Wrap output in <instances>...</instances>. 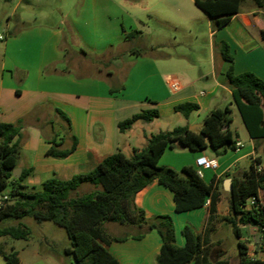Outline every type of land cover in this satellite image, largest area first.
Segmentation results:
<instances>
[{
	"label": "crops",
	"instance_id": "1",
	"mask_svg": "<svg viewBox=\"0 0 264 264\" xmlns=\"http://www.w3.org/2000/svg\"><path fill=\"white\" fill-rule=\"evenodd\" d=\"M32 1L16 0L15 7L17 10L23 5L29 7ZM188 4L178 0L168 3L167 7L175 8L179 19H182L186 10L183 8ZM62 8L65 9H61L63 15L56 28L33 26L19 31L10 30L5 40L0 73V123L17 124L21 121L23 124L20 173L16 175L27 172L23 185L34 189L52 178L66 181L75 175L91 172L102 158L117 151L131 157L133 149L146 148L148 139L154 134L170 132L176 127L199 129L213 111L228 108L232 134L234 117L240 120L245 130L244 140L238 133L236 138L233 136L236 144L243 145L242 148L217 157L211 149L192 152L176 147L167 150L159 160L160 166L180 172L186 166L196 169V161L202 156L216 159L219 169L203 170L202 178L206 185L213 183L215 211L212 212L210 204H205L199 209L176 212L174 194L158 181L140 191L135 203L147 218L171 216L178 247L185 246L182 230L189 225L200 237L203 249L208 250L211 262L240 264L239 254L230 256L224 236L234 230L230 222L231 192L226 190V180L244 179L257 159H261L264 168V138L253 139L247 131L227 78L231 64L222 59L221 46L222 43L229 46L235 75L253 73L264 80V9L258 7L254 0H245L240 12L219 30L207 16L208 63L188 60L185 65L175 67L177 70L172 75L168 72L167 63H163L167 60H142L139 51H126L122 47L128 44L132 33L142 34L129 14L135 8L134 2L73 0ZM141 8H144L143 4ZM22 12V22L26 23L31 14L24 7ZM165 22L186 27L185 23L178 21ZM164 58L169 59L167 62L172 61L171 54H165ZM91 70L100 76L89 74ZM123 73H127L125 79H122ZM168 79L178 82L180 89L173 92ZM186 103L197 105L199 110L188 119L183 117L184 120L178 119L169 126L174 118H178L175 107ZM150 109H157L160 117L150 123L137 122L126 132L119 130V123ZM57 110L68 116L70 127L60 119ZM162 119L166 121H160ZM44 128L42 135L39 129ZM59 134L65 138L64 148L72 146L73 137L77 142L74 152L62 160L46 154L53 141H58ZM98 190L101 188L83 185L73 196H84ZM259 197H264V191ZM238 228L239 242L250 249L251 256L264 259L259 256L260 248L255 241L257 236L260 237L258 230L243 225ZM101 231L105 236L97 231L93 235L120 264H155L162 247L156 230L148 232L141 240L131 238L135 235L133 228L114 223L103 224ZM243 232L251 240L249 245L243 238ZM115 237L128 238L117 242L112 240Z\"/></svg>",
	"mask_w": 264,
	"mask_h": 264
},
{
	"label": "trees",
	"instance_id": "2",
	"mask_svg": "<svg viewBox=\"0 0 264 264\" xmlns=\"http://www.w3.org/2000/svg\"><path fill=\"white\" fill-rule=\"evenodd\" d=\"M244 1L194 0V3L214 21L215 28L219 30L240 12ZM254 1L258 7L264 9V0ZM139 34L132 33L130 39ZM262 40L264 43V32ZM221 55L225 62L231 64L227 78L250 137L264 138V80L253 73L235 75L234 58L229 53L227 43H222ZM198 110L197 105L190 103L175 107V112L186 119ZM57 114L70 127L68 116L59 110ZM159 117L157 109L143 110L119 123L118 128L121 132H126L137 122L150 123ZM231 123V111L228 108L215 110L195 131L188 127H176L170 132L154 134L148 139L147 147L142 150L133 149L131 157L117 151L102 158L91 172L75 175L66 181L57 178L45 181L40 192L24 191L22 182L27 172L23 171L18 179L13 177V172L19 168L22 122L0 123V190L11 185L9 198L0 205V223L8 219L19 221L24 218L53 222L66 231L70 241L66 253L74 257L75 264H120L93 235L94 231L104 235L101 226L106 223L133 228L135 235L131 238L135 240H141L148 232L156 230L160 235L162 247L155 258V264H230L228 261L211 262L208 250L203 249L200 237L189 225L182 230L185 246L178 247L171 216L147 218L145 212L136 205L135 197L152 182L158 181L174 194L176 212L202 208L208 199L211 200L210 209L212 212L215 211L212 202L213 183L206 185L198 176L196 169L191 166L176 172L160 166L159 160L167 150L176 147L192 152L211 149L217 157L236 150V142L229 129ZM64 142L63 137L53 141L46 153L47 156L60 160L67 158L74 152L77 142L73 137L70 148H64ZM255 162L261 164V159ZM86 184L100 187L101 190L74 197L73 194ZM262 191L264 173H258L254 163L244 179L233 180L230 222L237 238L241 236L239 225L255 227L259 232L263 230L264 197H259ZM252 197L259 199L260 206L258 209L248 211L246 205ZM29 236L28 227L22 223L0 227V238L27 240ZM127 238L115 237L112 240L122 242ZM238 247L240 264H264V259L249 258L248 248L244 243L239 242ZM0 254L3 255L5 264H20L17 252L7 254L0 250Z\"/></svg>",
	"mask_w": 264,
	"mask_h": 264
},
{
	"label": "rangeland",
	"instance_id": "3",
	"mask_svg": "<svg viewBox=\"0 0 264 264\" xmlns=\"http://www.w3.org/2000/svg\"><path fill=\"white\" fill-rule=\"evenodd\" d=\"M179 1H187L189 3L187 8H183L186 10L182 16L183 18L181 17L182 19H179L180 16L177 15L175 8L169 9L167 7L168 3H175L178 0H132L135 3V8L129 14L135 19L136 28L141 30L142 34L133 36L128 44L122 45L126 51L131 49L139 51L142 60L149 61L152 58L158 61H169V59L164 57L165 54H171L172 61L163 63H167L168 72L172 75L177 70L175 67L185 65V62H188V60L199 61L201 64L208 63L210 54L208 26L206 22L207 15L194 4L193 0ZM68 2L72 3L73 0H33L32 5L29 7L22 6V8L24 7L31 14V19L25 23L22 22L24 16L22 8L17 10L15 7L16 0H0V73L2 72L3 50L6 43L5 40L9 36L8 32L10 30H24L33 26L56 28L59 26L63 15L62 10L65 9L62 7H65ZM141 4L144 5V8H141ZM166 20L185 23L186 27L182 25L180 27H176V25L172 26L167 24ZM139 21L142 23H139ZM128 68L126 69L127 72ZM65 74H68V71ZM80 74H84V72ZM89 74L100 76L98 72L92 70ZM126 74H122V79L126 78ZM177 117L172 120L169 126L174 125L178 119L184 120L181 114H178ZM234 118L235 122L232 125L233 136L236 138V134L238 133L240 138L244 140L246 135L243 125L240 120L236 117ZM160 121L164 122L166 120L162 119ZM44 130L45 128L39 129L42 135L44 134ZM59 131L63 133L62 129H59ZM62 137L63 134H59L57 140ZM129 142L131 143L132 141L130 140ZM24 183L22 182V184ZM84 186L93 187L89 184ZM41 190L42 187H36L35 189L32 187L24 188L26 192H40ZM10 191L11 185L1 189L0 200L4 197L9 198ZM83 191L81 190V192ZM19 223L28 227L30 232L29 238L27 240H15L11 237H1L0 250L2 252L7 254L17 252L20 257V264H75L74 257L66 253V249L70 247V241L66 231L62 227L50 221H37L32 218H24L19 221L8 219L0 223V227L18 225ZM224 236L230 256H238L239 238L235 235V229L226 232ZM243 238L248 240L247 244L249 245L251 240L245 232H243ZM249 251L250 249L248 248ZM251 254L249 252L248 256L250 257ZM258 254L264 258V249L259 251ZM0 264H5L2 254H0Z\"/></svg>",
	"mask_w": 264,
	"mask_h": 264
},
{
	"label": "built area",
	"instance_id": "4",
	"mask_svg": "<svg viewBox=\"0 0 264 264\" xmlns=\"http://www.w3.org/2000/svg\"><path fill=\"white\" fill-rule=\"evenodd\" d=\"M168 84H169V87L170 89L173 91V92H176L180 89V84L178 82H174L173 80L171 79H168ZM243 145L241 143H237L236 144V149H240L242 148ZM254 164L256 166V169H257V172L258 173H264V168L261 164H258L254 161ZM196 171H197V174L200 178H203V170H212V171H217L219 169V163L216 159H210L208 157H200L197 159L196 161ZM8 198L7 197H4L3 199L0 200V205L3 203V201L7 200ZM206 205H209L210 204V199H208L205 203ZM260 206V201L258 198L256 197H252L251 199L248 200L247 202V205H246V210L248 211H251L253 209H258ZM259 232V231H258ZM259 236H260V241H259V244H260V248L264 249V228L261 232H259ZM251 260H254L256 259L255 257L253 256H250L249 257Z\"/></svg>",
	"mask_w": 264,
	"mask_h": 264
},
{
	"label": "water",
	"instance_id": "5",
	"mask_svg": "<svg viewBox=\"0 0 264 264\" xmlns=\"http://www.w3.org/2000/svg\"><path fill=\"white\" fill-rule=\"evenodd\" d=\"M197 128L196 127H192L190 128L191 131H195ZM16 173H20V170L19 169H16L14 172H13V177L15 179H18L20 178V175H16ZM226 190L229 191V192H232L233 191V182L232 180L228 179L226 180ZM258 247L260 246L259 244V241H260V237L257 236V239H255ZM260 248V247H259Z\"/></svg>",
	"mask_w": 264,
	"mask_h": 264
}]
</instances>
